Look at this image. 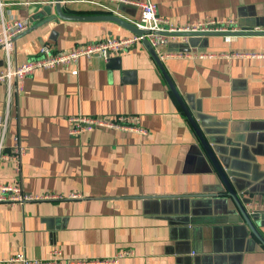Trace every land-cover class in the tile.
<instances>
[{
  "label": "crops",
  "instance_id": "crops-1",
  "mask_svg": "<svg viewBox=\"0 0 264 264\" xmlns=\"http://www.w3.org/2000/svg\"><path fill=\"white\" fill-rule=\"evenodd\" d=\"M150 1L175 24L213 19L238 30L225 33L229 41H170L164 53L188 57L161 61L239 204L263 213L264 56L232 54H264V0ZM97 2L106 3L62 0L60 10L129 23L140 16L135 5L109 3L114 12H106ZM54 3L0 0V29L27 24L12 40L11 66L45 45L68 51L132 34L110 21L59 19ZM119 57L120 69L94 56L34 72L19 92L0 85L4 152L14 138L25 150L18 172L0 163V184L47 198L0 203V262L99 261L127 250L115 264H264V244L245 226L153 58L143 45ZM6 61L0 49V69ZM76 116H133L147 134L95 128L71 136L67 119ZM256 229L264 240V227Z\"/></svg>",
  "mask_w": 264,
  "mask_h": 264
},
{
  "label": "built area",
  "instance_id": "built-area-1",
  "mask_svg": "<svg viewBox=\"0 0 264 264\" xmlns=\"http://www.w3.org/2000/svg\"><path fill=\"white\" fill-rule=\"evenodd\" d=\"M106 3L97 2L95 4L98 8L106 12H114L109 7L110 4H124L135 5L140 9V16L137 20L130 23L138 30L143 31L144 34L137 36L134 34L123 37H104L95 42L83 43L77 45L68 51H55L51 47L45 45L39 49L37 58L11 66L10 51L12 48V40L17 35L24 32L27 24L21 21H14L8 24H3L0 29V49L4 52L7 59L6 64L0 69V85L4 84L8 90L12 88L15 92H19L22 88L23 79L38 71H49L54 69H66L77 63L80 58L90 59L94 56L102 58L107 61L109 57L119 56L123 52L134 48L137 45H142L144 40L151 45L155 50L160 60L166 58H183L188 57L187 54L182 53H164L162 48L170 41L178 40L181 43H187L191 37L203 38L214 35H225V33H235L238 30L230 28L228 22H222L213 19H204L202 21L189 23L185 25L175 24L172 21L162 18L157 15L155 5L150 0L134 1V0H104ZM225 41H229V36H224ZM205 56L204 54L200 55ZM234 57H260L264 54L251 53H234ZM68 133L71 136L79 135L82 132L90 131L95 128H107L121 131L134 132L141 135H146L147 132L135 126L137 121L133 116H118L116 118H99V117H69ZM7 118L0 115V163L10 162L14 165L16 172L20 170L21 158L24 154V147L18 141L14 143L8 153L4 152V138L7 132ZM38 199H47L44 197H37L20 192L16 186L1 185L0 184V203H22L26 201H35ZM264 213V211H263ZM59 255L58 252H53ZM132 253L127 250L119 251L113 258L99 261L86 260H70L67 264H115L119 259L131 256ZM59 260L53 261H28L23 255H18L6 262L0 264H59Z\"/></svg>",
  "mask_w": 264,
  "mask_h": 264
},
{
  "label": "water",
  "instance_id": "water-1",
  "mask_svg": "<svg viewBox=\"0 0 264 264\" xmlns=\"http://www.w3.org/2000/svg\"><path fill=\"white\" fill-rule=\"evenodd\" d=\"M139 1V0H137ZM61 2L62 0H55L54 3V8H55V16L59 19L62 20H88V21H110V22H114L116 24H119L120 26H122L123 28H125L127 31H129L130 33L137 35V36H141L144 34L143 31L138 30L135 26H133L131 23L126 22L122 19H120L119 17L116 16H88V17H73V16H65L64 14H62L60 7H61ZM121 5V4H120ZM118 5V6H120ZM242 34V33H240ZM246 35V34H244ZM197 37H191L189 39V42H193L196 40ZM193 44V43H192ZM142 45L145 47V49L147 50V52L150 54V56L153 58L155 64L157 65L162 77L164 78L168 89L170 90V92L173 94L174 98L176 99L178 105L180 106L181 110L183 111L185 117L187 118L188 122L190 123L193 132L195 133V135L197 136L200 144L202 145V148L204 149V151L206 152L207 156L209 157L211 163L214 165L217 173L219 174V176L221 177L227 191H228V195L230 197H232L234 199V201H236L237 206L239 208V212L241 214V218L243 219V222L245 223V226H247L249 228V230L254 234V236H256V238H258L263 244H264V240L261 237V235L259 234V232L256 229V226H262L264 227V213L259 212V211H252L251 213H248L238 202L237 198L235 197L234 192L232 191V189L230 188L229 184L227 183V178L225 176V173L222 171V169L220 168L217 160L215 159V157L213 156V153L211 152V149L209 148L206 140L204 139V137L202 136L200 130L198 129L195 121L193 120V118L191 117L187 107L185 106V103L183 102L182 98L180 97V95L178 94L173 82L171 81V79L169 78V75L167 74L162 61L160 60V58L158 57V55L156 54L155 50L151 47V45L147 42V40H144L142 42ZM120 57L119 56H115V57H109L107 62H113L114 65H116L117 69H120ZM241 229V228H240ZM242 230V229H241ZM245 230V228H244Z\"/></svg>",
  "mask_w": 264,
  "mask_h": 264
}]
</instances>
